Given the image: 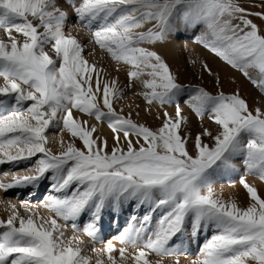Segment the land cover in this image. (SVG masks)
<instances>
[{"label":"snow or ice","instance_id":"obj_1","mask_svg":"<svg viewBox=\"0 0 264 264\" xmlns=\"http://www.w3.org/2000/svg\"><path fill=\"white\" fill-rule=\"evenodd\" d=\"M72 6L92 42L130 66L129 80L146 89L148 105L173 103L185 91L163 57L146 46L165 41L181 23L201 28L200 43L264 89V27L249 18L264 13H250L240 0H81ZM68 21L59 0H0V165L36 157L35 174L0 181V189L37 187L48 172L55 191L71 189L44 201L54 216L42 215L29 200L22 201L25 214L0 200L10 209L0 218V264H182L192 253L173 238H195L202 228L216 234L189 264H264V197L246 175L240 183L247 207L213 186L215 178L236 171L235 158L246 174L264 180V110L251 108L238 92L190 86V106L201 118L210 115L215 132L205 128L193 137L179 103L157 129L138 123L114 108L123 95L118 79L102 81L105 70L85 58V46L66 32ZM203 68L212 74L206 63ZM250 69L257 70L254 79ZM74 111L106 121L113 146ZM57 126L72 139H61V150L53 152L48 130ZM131 200L147 204L150 213L162 210L154 230L146 214L139 228L119 235L120 248L108 242L89 249L75 234L89 212L82 231L97 242L103 209Z\"/></svg>","mask_w":264,"mask_h":264},{"label":"rangeland","instance_id":"obj_2","mask_svg":"<svg viewBox=\"0 0 264 264\" xmlns=\"http://www.w3.org/2000/svg\"><path fill=\"white\" fill-rule=\"evenodd\" d=\"M59 2L64 10L69 13V21L66 26V32H70L72 35L76 36L77 39L85 46L83 54L90 64L95 63L98 68H103L105 70L106 74H102V81L118 79L119 87L122 89L123 95L114 101L113 106L117 112H121L122 109V115L127 116L131 113L132 119L136 122L145 124L152 129H157L162 126L163 120L165 119L164 113L167 112L169 115L174 116L176 103H179V106L182 109V115L187 117L186 130L190 132L193 137L205 128L215 132L218 126L215 125L213 120L210 118V115L205 113L203 118H201L190 106L188 102L191 94L190 86L203 87L213 94H216L218 91H223L225 94H234L238 92L239 95L247 101L251 108L260 107L264 110V89L257 87L252 82V79L246 77L242 71L233 68L200 43L197 38L201 35V28H186L182 23L179 24L178 27L174 26L172 28L165 41L158 42L155 45L146 46L152 48V50L156 51L163 57L169 65L171 71L176 75L177 82L185 86V91L182 92L173 103L164 106H160L156 103L148 105L144 96L141 94L146 89H144L139 81L130 82L129 80L128 72L130 70V66L124 63H118L112 59L106 50H103L98 45H95L92 42V31L85 27L82 22L75 19L76 13L72 5L78 6L81 0H59ZM240 3L250 13H264V0H240ZM249 18L257 25L264 27V18L255 15L250 16ZM205 63L208 65V68L211 69L212 74H209V72L203 68ZM256 73L257 70L255 69L249 70V74L253 79L256 77ZM217 81H219V83H217ZM2 83L3 80L0 79V84ZM73 114L78 118L87 120L89 127L95 125L97 131L94 133V136H99L102 139L107 138L109 149L113 146V133L106 121H96L94 117H89L76 111H74ZM48 135L50 138L49 147L52 148L53 152H59L61 150V139H63L65 143L72 139L67 131L61 132L59 126L50 128L48 130ZM204 140L206 143L211 142L207 137H205ZM75 142L77 146H81V141L77 139ZM191 145L192 141L189 140V147H191ZM35 161L36 157H32L27 161H20L19 163L10 162L3 164V166H1V170L8 168L9 175H7L8 177H0V181H3L5 178L9 180V178L17 174L25 173L30 169H34L36 167ZM233 163L236 164V171L221 175L214 179L213 186L217 194L222 195L225 200H231V197H235L233 193L236 191L241 189L245 193L246 189L240 183V177L242 175H246L248 183L255 185L259 194L264 197V180L260 179L258 175L246 174L242 161L239 158H235ZM50 174L51 172H48L45 176ZM44 177L41 179L39 183L40 188L37 191H35V188L29 186L20 194L19 190L15 188L9 189L10 191H7L6 193L8 196L13 198L16 196L15 198L20 200L22 199L23 201L29 200L31 204L38 207V211L44 216H54V213L42 206L45 201V192L48 190L47 188H49V185L45 182L47 179H44ZM64 192H66V194L69 192L68 194H70L71 189H66ZM246 195L247 197L243 199L236 196V201L238 200L237 203L240 207H247L249 205L250 198L247 192L245 193V196ZM126 202H128L130 210L133 211V213H130L131 216H127L126 218L127 221H131L132 223L127 227H123V229L122 226H120V223L114 227V231L112 229L108 230L107 228L115 223L116 216L111 215L109 218L104 220V211L106 210V206L101 213V219L98 223V227L100 226L99 228H101L99 233L100 239L95 243H93L91 238L87 237V235H85L82 231L83 227L87 224L86 218L90 216V213L85 212L82 215L81 220L77 222L81 231L76 232L75 234L84 239L85 246L87 248H92L93 246L97 247L98 245L104 243L105 240L107 241L111 239L110 236L112 235H115L114 238L119 241L118 237L125 229L139 228L144 223L143 217L146 214H151L150 225H146L149 228V231H152L157 227L158 220L160 216L163 215L161 209H156L155 212L150 213V208L147 204L140 205L135 200ZM136 204L137 208L134 210L133 206ZM111 207L113 210L114 206ZM115 207L118 209L120 205ZM21 208V213L24 214L23 206ZM8 211H10V209L6 206L0 208V218L7 219V216L9 215ZM105 221H107L108 223H106L109 225H105ZM60 222L63 223V221ZM118 228L119 230H117ZM185 228L187 233L190 234L192 231L191 223L187 222L185 224ZM105 229L108 230L107 232L110 231V236H103L106 233L104 232ZM121 229L122 232H120ZM202 229L198 236L193 239H190L189 236L183 237V239H185L184 246L187 247L193 254L191 256L193 258L196 257L195 255L197 254L194 249L202 243L201 237L205 236L206 241H208L216 234V231L212 228H206V233H204ZM72 234L73 231L69 226L67 235ZM117 235L118 237H116ZM178 238H182L180 237V234H177V237H174L173 241L180 243ZM194 242H196L195 246L193 244ZM129 250L132 251L131 248Z\"/></svg>","mask_w":264,"mask_h":264},{"label":"bare ground","instance_id":"obj_3","mask_svg":"<svg viewBox=\"0 0 264 264\" xmlns=\"http://www.w3.org/2000/svg\"><path fill=\"white\" fill-rule=\"evenodd\" d=\"M0 34H2V33H0ZM0 79H2V78H0ZM1 166H3V165H0V177L1 178H3V177H8V176H3L2 175V173H5V172H7L8 173V168H4L3 170H1ZM33 174H35L34 172H31L30 170L27 172H25V173H20V174H17V175H15V176H25V175H33ZM9 175V174H8ZM12 176V175H11ZM15 176H13V177H15ZM51 176H52V173L50 174V175H48V176H45L44 177V179H47V181H45L46 183H47V185H49V188H47L48 190L45 192V200L47 199V197L49 196V195H53V196H60V197H63L64 195H68V193L66 194V192H64V191H55L54 189H53V184L55 183V181H53L52 179H51ZM13 177H11V178H9V180H7V178H5L2 182H4V183H9V182H11L12 180H13ZM41 181V180H40ZM40 181H39V183H40ZM30 187H33V186H31V185H29ZM29 186H21V187H16L15 189H18L19 190V194L22 192V191H24L25 189H27ZM40 184L37 186V187H33V188H35V191H37L40 187ZM46 186V185H45ZM235 189V188H234ZM238 190V189H237ZM8 191H10V190H8ZM33 191H34V189H33ZM247 192V191H246ZM245 192V193H246ZM6 192L3 190V189H0V200H3V201H6V202H10V203H14V204H16L17 205V207L20 209V211H21V207H22V199L20 200V199H18V198H13V197H11V196H8L7 195V193L5 194ZM245 193H244V191L243 190H238V191H236L235 193H233V195L235 196V197H231L230 199H235L236 200V198L238 197V198H245V197H247V195L245 196ZM7 195V196H6ZM237 196V197H236ZM18 197V196H17ZM240 200V199H239ZM25 201V200H24ZM238 201V200H237ZM241 201V200H240ZM131 204V203H130ZM3 206H6L7 208H8V204L7 203H0V208H2ZM134 207V210L137 208V204L135 205V206H133ZM112 207L111 206H107L106 207V210L104 211V220L105 219H107V218H109L111 215H114V216H116V219H115V223L114 224H112L111 226H109L107 229L108 230H110V229H112L113 231H114V227L115 226H117V225H119L120 223V226H122V229H123V227H127L128 225H130L132 222L131 221H127V216H131V212L133 213V211H131L130 210V206L128 205V202H123V203H121L120 204V207L117 209L115 206H114V208H113V210L111 209ZM8 213L10 214V211H8ZM25 214V213H24ZM47 216V215H46ZM91 220V214H90V216H88L87 218H86V222L88 223L89 221ZM85 222V223H86ZM107 221H105L104 222V224L105 225H109V224H107L106 223ZM126 225V226H125ZM100 227V226H99ZM107 229H105L104 230V232H106L105 233V235H103L104 237H106V236H110L111 235V233H110V231L109 232H107L108 230ZM122 229L120 230V232H122ZM100 230H101V228H100ZM117 230H119V228L117 229ZM103 231V230H102ZM202 231L204 232V233H206V231H207V229H202ZM107 233H109V234H107ZM102 234H103V232H102ZM115 236V235H114ZM114 236L112 235V236H110L111 237V239H109V240H105V242L104 243H102V244H100V245H98L97 247H103L105 244H107L108 242H111V243H113L115 246H116V248H120V247H122L123 245H121L120 244V242L119 241H117L115 238H114ZM116 237H118V235L116 236ZM179 239V238H178ZM177 239V240H178ZM183 240L184 241V243H185V239H183V237L182 238H180L179 239V241L180 240ZM193 239V238H192ZM176 240V241H177ZM190 240V239H189ZM201 240H202V243L199 245V246H197L195 249H194V251L196 252V253H198V251H199V249L200 248H202L203 247V245L207 242L206 241V237L205 236H202L201 237ZM191 243V242H190ZM194 244V246H195V244H196V242H194L193 243ZM91 248V247H90ZM89 248V249H90ZM193 249V248H192ZM193 251V250H192ZM89 255H92V253L89 251V253H88ZM193 255V254H192ZM191 255V256H192ZM194 255H195V253H194ZM191 256H189L188 258H187V260H185V258L184 257H181V261H182V264H189V262L192 260V259H195L196 257H191ZM196 256V255H195ZM169 264H170V262H169Z\"/></svg>","mask_w":264,"mask_h":264}]
</instances>
